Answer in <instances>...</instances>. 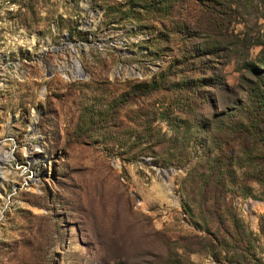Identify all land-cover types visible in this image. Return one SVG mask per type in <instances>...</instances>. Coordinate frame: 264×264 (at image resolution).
<instances>
[{"label":"rangeland","instance_id":"1","mask_svg":"<svg viewBox=\"0 0 264 264\" xmlns=\"http://www.w3.org/2000/svg\"><path fill=\"white\" fill-rule=\"evenodd\" d=\"M143 1L0 0V264H161L168 251L217 264L207 251L186 249L189 235L203 233L185 189L204 138L185 139L181 159L162 145L138 153L150 142L145 121L173 133L161 113L171 108L172 116L181 92L159 89L98 119L212 27L225 30L231 51L211 64L235 86L241 59L264 53V0L131 6ZM215 92L222 107L238 95ZM250 185L252 195L235 184L226 196L264 264V187Z\"/></svg>","mask_w":264,"mask_h":264},{"label":"trees","instance_id":"2","mask_svg":"<svg viewBox=\"0 0 264 264\" xmlns=\"http://www.w3.org/2000/svg\"><path fill=\"white\" fill-rule=\"evenodd\" d=\"M163 1L167 0H144L131 6L166 10L168 5ZM220 15L227 19L229 13L220 12ZM211 30H202L201 42L192 44L182 57H174L157 76L153 74L145 81L130 84L110 102L105 115L103 113L98 120H108V116L121 105L131 104L136 98L153 91L174 89L181 92L182 105L175 108L172 116L169 115L171 108H165L161 113L173 133L165 136L164 132L151 126L150 120L145 121L142 134L150 142L144 144L138 153H152L154 145H162L168 148V157L181 159L186 156L183 152L185 139L191 135L202 136L206 149L195 153L191 160L186 174L189 187L185 192L203 222V233L189 235L192 246L186 249L207 251L217 264H226L218 261L221 257L236 264H260V258L251 248V232L238 218L226 192L234 191L235 184L240 185L243 195H252L251 182L264 187V53L255 59L243 57L238 82L231 86L225 82L221 67L212 65L210 60L213 56L224 58L229 55L231 47L227 44L226 32L223 28L212 27ZM216 63L221 65L220 60ZM184 70H197L200 74L185 76L181 74ZM178 73L181 74L178 78H169V75ZM222 89L238 94L223 107L219 106V94L215 92L220 93ZM76 127L80 129L77 124ZM177 135L183 138L178 140ZM161 258V264H199L181 257L176 251H168Z\"/></svg>","mask_w":264,"mask_h":264},{"label":"bare ground","instance_id":"3","mask_svg":"<svg viewBox=\"0 0 264 264\" xmlns=\"http://www.w3.org/2000/svg\"><path fill=\"white\" fill-rule=\"evenodd\" d=\"M75 65V67H74V73H77V70H78V64H74Z\"/></svg>","mask_w":264,"mask_h":264}]
</instances>
